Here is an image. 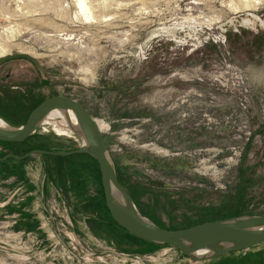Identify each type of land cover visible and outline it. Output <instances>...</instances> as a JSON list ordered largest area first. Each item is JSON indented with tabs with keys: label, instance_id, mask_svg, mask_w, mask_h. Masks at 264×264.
<instances>
[{
	"label": "rangeland",
	"instance_id": "rangeland-1",
	"mask_svg": "<svg viewBox=\"0 0 264 264\" xmlns=\"http://www.w3.org/2000/svg\"><path fill=\"white\" fill-rule=\"evenodd\" d=\"M0 0V116L23 124L53 95L78 100L122 183L160 226L264 215V0ZM32 146L71 150L52 126ZM38 149V148H37ZM0 264H264V243L194 262L108 212L96 163L0 161Z\"/></svg>",
	"mask_w": 264,
	"mask_h": 264
},
{
	"label": "water",
	"instance_id": "water-1",
	"mask_svg": "<svg viewBox=\"0 0 264 264\" xmlns=\"http://www.w3.org/2000/svg\"><path fill=\"white\" fill-rule=\"evenodd\" d=\"M12 57L27 56H5L0 61ZM0 120L3 122L0 123V141L10 143L27 140L41 128L51 126V122L65 121L79 139L78 147L71 150L32 149L23 155L8 153L0 157V161L8 158L23 160L41 155H91L99 165L105 205L111 217L139 239L173 246L194 262L216 259L264 243V215L261 214H239L178 229L158 225L139 209L120 182L115 160L95 117L74 98L60 94L50 96L39 103L27 120L18 126L10 124L1 116Z\"/></svg>",
	"mask_w": 264,
	"mask_h": 264
},
{
	"label": "bare ground",
	"instance_id": "bare-ground-1",
	"mask_svg": "<svg viewBox=\"0 0 264 264\" xmlns=\"http://www.w3.org/2000/svg\"><path fill=\"white\" fill-rule=\"evenodd\" d=\"M77 4H78V8L80 9V11L82 12L83 16L87 19V20H92L94 19V16L92 14V10H91V6L88 4L87 0H77ZM56 114H54L53 116H55ZM99 128L101 129V131L104 133L106 130H108V125L107 123H105L103 120L95 118ZM0 123L2 124L3 122L0 120ZM51 126L53 131H55L57 134H64L67 136H75L74 135V131L69 128L67 126V124L65 123V121H59L57 123L55 122H51Z\"/></svg>",
	"mask_w": 264,
	"mask_h": 264
},
{
	"label": "trees",
	"instance_id": "trees-1",
	"mask_svg": "<svg viewBox=\"0 0 264 264\" xmlns=\"http://www.w3.org/2000/svg\"><path fill=\"white\" fill-rule=\"evenodd\" d=\"M40 138V139H43V138H45V137H41L37 132L33 135V136H31L30 138H28L27 140H25V141H23V142H20V143H11V144H14V145H17V146H20V147H23V148H25V146H26V144H30V143H32L31 141L34 139V138ZM1 142V141H0ZM2 143H10V142H2ZM33 144V143H32ZM47 149V150H49L48 148H46L45 147V145L44 146H41V147H38V146H32L31 148H28V149H26L25 150V153L26 152H28V151H30V150H32V149ZM24 154V153H23ZM75 155H81V156H85V157H88V158H90V159H92L95 163H96V165H97V167H98V169H99V165H98V163H97V161L94 159V157H92L91 155H88V154H75ZM50 156H55V155H50ZM71 156H73V155H71ZM58 157H61V156H58ZM116 164V163H115ZM99 172H100V169H99ZM118 172V171H117ZM118 176H119V174H118ZM119 180H120V182L122 183V181H121V179H120V177H119ZM123 184V183H122ZM123 186L125 187V185L123 184ZM103 189V188H102ZM128 191V190H127ZM131 195V194H130ZM132 196V195H131ZM103 197H104V195H103ZM134 199V198H133ZM104 202H105V200H104ZM136 202V201H135ZM136 204H137V202H136ZM106 206V205H105ZM137 206L139 207V205L137 204ZM107 208V207H106ZM139 209L145 214V215H147L140 207H139ZM108 210V209H107ZM109 212V211H108ZM153 221H155L152 217H150ZM111 219H112V221L116 224V226H118L120 229H123L122 227H120L114 220H113V218L111 217ZM156 222V221H155ZM157 223V222H156ZM158 224V223H157ZM159 225V224H158ZM124 230V229H123ZM126 231V230H125Z\"/></svg>",
	"mask_w": 264,
	"mask_h": 264
}]
</instances>
